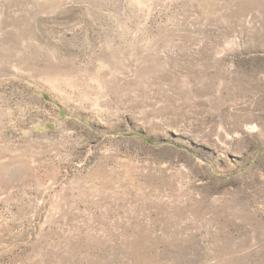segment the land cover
<instances>
[{"label":"rangeland","instance_id":"1","mask_svg":"<svg viewBox=\"0 0 264 264\" xmlns=\"http://www.w3.org/2000/svg\"><path fill=\"white\" fill-rule=\"evenodd\" d=\"M0 264H264V0H0Z\"/></svg>","mask_w":264,"mask_h":264}]
</instances>
